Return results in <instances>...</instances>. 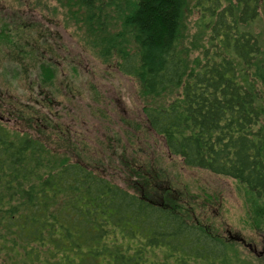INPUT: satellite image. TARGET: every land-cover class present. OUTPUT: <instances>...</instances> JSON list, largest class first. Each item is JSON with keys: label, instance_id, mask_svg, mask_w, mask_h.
Segmentation results:
<instances>
[{"label": "trees", "instance_id": "1", "mask_svg": "<svg viewBox=\"0 0 264 264\" xmlns=\"http://www.w3.org/2000/svg\"><path fill=\"white\" fill-rule=\"evenodd\" d=\"M53 1L138 82L145 123L171 156L236 181L264 237V0H194L209 40L193 60L180 42L189 0ZM9 25L0 26L9 62L46 59L21 41L33 25ZM44 63L39 90L59 74ZM146 186L123 188L0 121V264H254Z\"/></svg>", "mask_w": 264, "mask_h": 264}, {"label": "rangeland", "instance_id": "2", "mask_svg": "<svg viewBox=\"0 0 264 264\" xmlns=\"http://www.w3.org/2000/svg\"><path fill=\"white\" fill-rule=\"evenodd\" d=\"M41 1L0 0V26L10 24L9 33H20L22 29L15 31L19 26L33 25L21 41H30L31 49L46 58L40 63L20 58L21 67L9 62L12 53L0 47V121L17 133L43 139L53 151L123 188L148 193L149 181L158 190L155 199L166 200L191 223L231 240L247 260L264 264V237L251 227V213L236 181L188 168L171 156L145 123L143 108L150 102L140 94L138 82L120 73L114 60L102 58L101 50L61 9L54 12L55 1ZM199 19L195 1L189 0L180 42L191 60L208 46ZM21 21L26 22L17 24ZM44 62L55 65L59 74L53 88L51 80L39 90L37 65ZM5 67L19 72L6 76Z\"/></svg>", "mask_w": 264, "mask_h": 264}]
</instances>
